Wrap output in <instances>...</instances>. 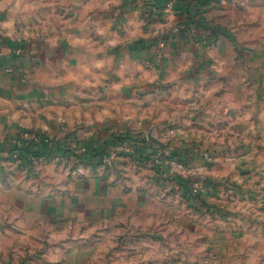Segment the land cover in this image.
Returning a JSON list of instances; mask_svg holds the SVG:
<instances>
[{"label":"crops","instance_id":"obj_1","mask_svg":"<svg viewBox=\"0 0 264 264\" xmlns=\"http://www.w3.org/2000/svg\"><path fill=\"white\" fill-rule=\"evenodd\" d=\"M0 264H264V0H0Z\"/></svg>","mask_w":264,"mask_h":264},{"label":"built area","instance_id":"obj_2","mask_svg":"<svg viewBox=\"0 0 264 264\" xmlns=\"http://www.w3.org/2000/svg\"><path fill=\"white\" fill-rule=\"evenodd\" d=\"M166 10H170V4L166 7ZM49 143L51 145L52 151L49 154L39 155L37 153H27L25 156L27 160L35 162L38 160H52L56 164L61 165H76L82 158L86 155L89 159H92L94 154L89 152V149L84 147L77 151V154L69 156L67 153L57 152L53 142L50 140L42 138L40 135L32 132H23L16 140V146L24 150L27 146H36L42 143ZM55 149V150H54ZM120 149L127 150L125 147ZM116 153L112 154H102L96 155L97 159L93 162L95 165H100L103 167L110 166L115 160ZM11 155L12 161H18L20 159L19 154L15 151ZM9 155V156H10ZM205 156L210 158V154L205 152ZM154 165L156 166L155 171V183L157 186L163 187L166 191L176 192L178 200L187 198L186 191H192L195 198H198V194L203 190L204 184L202 179L197 177L195 169L186 162V160L174 157L173 154H169L167 157L163 158L160 154L152 156ZM181 179L184 184L178 183ZM191 187V188H190Z\"/></svg>","mask_w":264,"mask_h":264},{"label":"trees","instance_id":"obj_3","mask_svg":"<svg viewBox=\"0 0 264 264\" xmlns=\"http://www.w3.org/2000/svg\"><path fill=\"white\" fill-rule=\"evenodd\" d=\"M34 148H31V146H27L23 151H24V154L26 155L27 153H37L39 155H45V154H49L47 152H39V151H34L33 150Z\"/></svg>","mask_w":264,"mask_h":264}]
</instances>
